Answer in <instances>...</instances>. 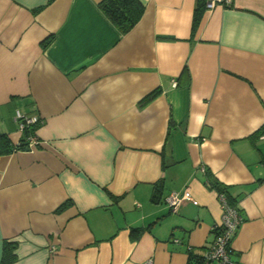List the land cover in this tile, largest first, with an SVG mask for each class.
I'll return each instance as SVG.
<instances>
[{"label": "crops", "instance_id": "0c3cea01", "mask_svg": "<svg viewBox=\"0 0 264 264\" xmlns=\"http://www.w3.org/2000/svg\"><path fill=\"white\" fill-rule=\"evenodd\" d=\"M101 0H0V263L197 264L225 184L229 256L264 264V0H140L122 33ZM154 93L148 100V95ZM186 198L173 210L167 196ZM215 264V263H214Z\"/></svg>", "mask_w": 264, "mask_h": 264}, {"label": "trees", "instance_id": "16d2710c", "mask_svg": "<svg viewBox=\"0 0 264 264\" xmlns=\"http://www.w3.org/2000/svg\"><path fill=\"white\" fill-rule=\"evenodd\" d=\"M206 1L201 2L195 11L194 25L198 22L199 15L205 7ZM99 7L108 19L119 29L120 32H128L135 24L140 20L144 12V5L140 0H101ZM154 93L148 95L144 100H148ZM40 119L35 123L26 125L21 131V138L18 144H13L9 136L5 133H0V156L9 154L10 152L17 149H25L28 147V138L33 135L35 136V130L39 126ZM257 134L264 133V124H262L257 131ZM207 184L209 187L215 188L218 193L225 195L228 203L231 206H235L234 202L228 196L227 188L225 184L213 178L210 173L206 170ZM237 208V207H236ZM14 245L5 244L3 248V255L0 264H8L14 260V256L11 251ZM198 264V263H197Z\"/></svg>", "mask_w": 264, "mask_h": 264}, {"label": "built area", "instance_id": "2783aa9c", "mask_svg": "<svg viewBox=\"0 0 264 264\" xmlns=\"http://www.w3.org/2000/svg\"><path fill=\"white\" fill-rule=\"evenodd\" d=\"M229 1L230 0H207L206 8H213L217 2L228 3ZM15 119L18 122L20 131H22L26 125L35 123L39 120L38 116H27L20 113L18 110L16 111ZM38 143L39 141L37 138L31 135L28 138L27 148H32ZM218 196L222 209L221 221L219 224L212 226L213 240L199 259L198 264H234L229 256V248L241 224L242 218L237 208L228 203L224 194L218 193ZM185 198V195L179 196L177 193L173 192L167 196V202L169 206L175 210ZM144 264H153V261L149 258Z\"/></svg>", "mask_w": 264, "mask_h": 264}]
</instances>
